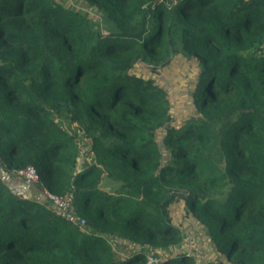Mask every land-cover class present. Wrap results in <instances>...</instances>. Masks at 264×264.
Returning <instances> with one entry per match:
<instances>
[{
  "label": "trees",
  "instance_id": "16d2710c",
  "mask_svg": "<svg viewBox=\"0 0 264 264\" xmlns=\"http://www.w3.org/2000/svg\"><path fill=\"white\" fill-rule=\"evenodd\" d=\"M0 164L86 221L0 177V264H264V0H0Z\"/></svg>",
  "mask_w": 264,
  "mask_h": 264
},
{
  "label": "built area",
  "instance_id": "2783aa9c",
  "mask_svg": "<svg viewBox=\"0 0 264 264\" xmlns=\"http://www.w3.org/2000/svg\"><path fill=\"white\" fill-rule=\"evenodd\" d=\"M14 175L19 176L25 185H37L40 184L39 174L33 165H27L20 169H14L11 172ZM43 194L45 199L52 205V207L59 213L62 217L66 218L68 221L73 223H78L80 226L85 225V219H77L71 211V200L68 195H56L43 189ZM156 257L153 252H150L147 258L148 264L154 263Z\"/></svg>",
  "mask_w": 264,
  "mask_h": 264
},
{
  "label": "rangeland",
  "instance_id": "374dc122",
  "mask_svg": "<svg viewBox=\"0 0 264 264\" xmlns=\"http://www.w3.org/2000/svg\"><path fill=\"white\" fill-rule=\"evenodd\" d=\"M137 68H139L140 70H144L145 73L148 76H152L153 79L156 81L157 84H160L161 86H165V87H170V81L172 79H174L175 75L177 74L178 70H179V66L176 64L175 61H173L171 64H168L167 67H159L157 68L156 72H149V70H147L146 68L142 67V66H137ZM85 148V147H84ZM83 152H88L87 149H85ZM11 173L7 172L6 170H4V168L1 166L0 164V176H4V177H11ZM40 185H42L40 183ZM174 204L171 206V208L173 209ZM181 211L180 208L177 209V211H175L177 214H179ZM195 241H197L198 243H203V244H207L206 242H204V238L197 234L195 236ZM187 250H190V247L187 246L186 247ZM194 254L196 255L197 252H194ZM153 264V263H151Z\"/></svg>",
  "mask_w": 264,
  "mask_h": 264
},
{
  "label": "crops",
  "instance_id": "0c3cea01",
  "mask_svg": "<svg viewBox=\"0 0 264 264\" xmlns=\"http://www.w3.org/2000/svg\"><path fill=\"white\" fill-rule=\"evenodd\" d=\"M12 174V173H11ZM6 184L15 192L20 194L22 197L31 200V201H37L44 203L46 205H49L52 207V205L45 199L44 194H43V186L40 184L37 185H25L22 182V179L17 176L12 174L11 177H4L0 176ZM53 208V207H52Z\"/></svg>",
  "mask_w": 264,
  "mask_h": 264
},
{
  "label": "water",
  "instance_id": "95a60500",
  "mask_svg": "<svg viewBox=\"0 0 264 264\" xmlns=\"http://www.w3.org/2000/svg\"><path fill=\"white\" fill-rule=\"evenodd\" d=\"M186 250H187V248H186Z\"/></svg>",
  "mask_w": 264,
  "mask_h": 264
}]
</instances>
